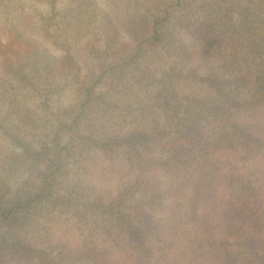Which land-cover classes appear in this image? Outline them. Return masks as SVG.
I'll return each mask as SVG.
<instances>
[{"label":"rangeland","instance_id":"obj_1","mask_svg":"<svg viewBox=\"0 0 264 264\" xmlns=\"http://www.w3.org/2000/svg\"><path fill=\"white\" fill-rule=\"evenodd\" d=\"M155 1L0 0V264H185L192 256L193 245L183 233L188 232L179 229L168 207L169 173L154 175L155 201L143 206L131 192L142 187L133 188L143 169L137 156L123 146L113 151L105 146L108 138L135 127L150 135L164 123L174 127L192 115L186 97L211 93L207 84L176 79V113L160 114L156 99L159 106L150 116L135 97H155L160 84L144 91L136 87V75L111 82L118 70L111 51L132 55L134 39L150 36L152 18L143 5ZM171 3L170 9L177 8L176 0ZM170 39L172 48L180 43L192 53L195 65L197 44L189 32L173 29ZM159 43L142 45L139 73L148 68L158 75L168 68L172 58L160 60L165 47ZM212 64L213 59L197 62L198 72ZM93 81L96 103L80 112L78 90ZM64 120L72 125L53 147ZM149 147L156 148L152 142ZM55 151L58 167L48 160ZM150 152L156 163L171 155ZM121 193L126 201L117 213L110 207ZM137 203L151 219L138 227L139 238L131 235L132 219L123 216Z\"/></svg>","mask_w":264,"mask_h":264},{"label":"trees","instance_id":"obj_2","mask_svg":"<svg viewBox=\"0 0 264 264\" xmlns=\"http://www.w3.org/2000/svg\"><path fill=\"white\" fill-rule=\"evenodd\" d=\"M173 1L143 5L152 18L150 36L137 42L134 39L132 55L111 51L115 53L112 67L118 70L106 74L114 76V84L136 75V87L144 91L148 85L160 84L155 97H135L144 108L143 114L150 116L159 105L160 114L176 113L172 112L177 109L176 79L207 84L211 93L186 97L185 105L190 106L192 115L180 118L174 127L164 123L152 135L135 127L128 135L108 138L105 146L112 151L123 146L137 156L143 169L133 188L142 187L131 192L138 193L137 201L143 206L155 201L154 175L159 170L169 173L167 191L172 195L168 207L173 209L179 229L188 232L183 233L194 248L185 264H264V0H176L177 8L170 9ZM176 28L186 29L197 44L193 48L197 62L205 64L213 59L206 73L198 72L197 62L194 65L185 46L178 43L172 48L170 36ZM160 41L165 47L160 60L172 58L170 65L158 75L148 68L139 73L142 45L159 46ZM176 67L188 69L177 73ZM93 77L91 74L89 79ZM95 83L84 82L79 88L80 112L96 103ZM156 99H161L159 105H154ZM170 118L169 122L175 123L177 118ZM71 125L67 120L58 123L53 147L60 144V132ZM151 142L156 148L149 147ZM151 150L171 155L156 163ZM48 160L58 167L60 153L53 152ZM125 201L121 193L110 209L121 212ZM138 203L123 216L132 219V234L128 232L139 238L138 227L142 230L151 219Z\"/></svg>","mask_w":264,"mask_h":264}]
</instances>
